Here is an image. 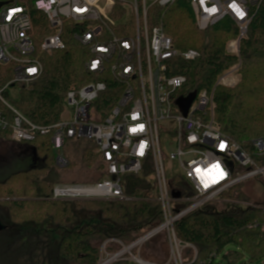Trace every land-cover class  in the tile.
Returning <instances> with one entry per match:
<instances>
[{"label":"built area","instance_id":"built-area-1","mask_svg":"<svg viewBox=\"0 0 264 264\" xmlns=\"http://www.w3.org/2000/svg\"><path fill=\"white\" fill-rule=\"evenodd\" d=\"M176 1L0 0V65L13 68L12 81L0 89V131H9L18 144L49 136L61 169L69 167L63 151L66 142L92 140L103 165L104 180L58 183L53 200L127 201L124 178L152 167L163 222L128 244L118 238L102 242L97 264H194L198 250L178 238L176 223L220 201L237 185L258 179L264 186V138L253 139L248 151L223 134L215 117V89L197 93L187 112L178 104L194 94L177 99L187 78L171 74L172 61L179 56L193 61L200 54L177 50L164 27L150 20L153 7H170ZM262 2L189 0L200 31L225 18L235 23L238 36L227 43V53L234 56H240L253 10ZM69 39L88 52L85 65L91 80L68 91L65 107L71 111L70 119L38 126L14 107L10 92L37 80L44 70L41 55L65 51ZM236 66L222 75L217 86L230 82ZM109 88L116 102L106 113L100 101ZM168 137L175 151L167 156L162 139ZM168 160L179 164L173 174ZM239 204L264 210V205ZM158 236L166 237L168 257L159 263L143 259L144 245ZM188 253L192 261L186 260ZM218 257L215 254L209 262Z\"/></svg>","mask_w":264,"mask_h":264},{"label":"trees","instance_id":"trees-1","mask_svg":"<svg viewBox=\"0 0 264 264\" xmlns=\"http://www.w3.org/2000/svg\"><path fill=\"white\" fill-rule=\"evenodd\" d=\"M253 16L248 37L241 42L240 56H234L227 53V43L238 36L230 18L202 32L189 0H177L173 6L153 7L150 11L151 24L162 25L177 50H196L200 54L193 61L180 56L172 61L171 74L187 78L182 90L197 94L215 89V117L220 130L248 151L253 139L264 138V2L253 10ZM88 59V52L75 39H69L65 51L51 57L41 55L43 73L21 87L19 100H12V104L33 124L53 126L67 112L68 91L80 89L91 80L85 65ZM239 61L241 80L237 86H217L222 75ZM12 79V65H0V89ZM110 88L100 101L106 113L116 102ZM83 140H70L64 145L69 162L66 169L56 165L49 136L20 144L35 153V164L25 166L14 156L7 158L8 167L14 170L0 178V220L6 226L0 233V264H97L100 249L95 243L118 238L128 244L163 222L149 165L140 174L124 178L127 201L53 200L54 187L63 183L59 182L61 173L75 166L71 153L74 147H81L84 165L93 171L84 183L105 179L96 145H83ZM0 141L12 143L10 132L0 131ZM221 198L227 202L223 208L209 204L177 222L178 238L197 248L194 264H215L209 262L215 254L228 264H261L264 210L239 204L252 203L243 184ZM192 258L188 253L186 260Z\"/></svg>","mask_w":264,"mask_h":264},{"label":"rangeland","instance_id":"rangeland-1","mask_svg":"<svg viewBox=\"0 0 264 264\" xmlns=\"http://www.w3.org/2000/svg\"><path fill=\"white\" fill-rule=\"evenodd\" d=\"M124 4L131 9L129 2H124ZM241 64L237 65L236 68L232 70V75L230 77V82L227 83V85H222L228 88H234L237 86V83L241 80V73H239V68ZM187 94V92L180 89V92L178 93L177 99H180L183 97V95ZM11 100L18 101L19 100V91L17 89H12L10 92ZM188 99V98H186ZM72 116L71 111L69 109L67 110L66 114L64 115V119H70ZM168 138L162 139V147L164 149L165 155H169L171 152L175 151V147H173L172 144L168 141ZM83 145H93L94 141L84 139L81 142ZM11 143H6L4 141H0V178L7 175L10 171L13 172L14 168L8 167V161L7 158L14 156L16 161L22 162L23 158L20 154L21 150L11 147ZM10 146V147H9ZM78 146V145H77ZM12 148V149H10ZM80 146L74 147L71 153L73 156V161L75 162V166L72 168V170L69 172L61 173L59 182L63 183H70L71 182H80L84 183L85 181L89 180V177L91 178L93 171L88 170L86 165H84V162L82 160V153L83 151H80ZM178 163L176 161L168 160L166 162V166L171 169L169 170V174H173L178 169ZM244 190L247 194L251 196V204H259L262 205L264 202V186L260 183L258 179H255L246 182L243 184ZM225 200L222 198L220 201L216 202V205L219 208H223V204H226ZM98 248H100L101 244H97ZM168 242L166 240L165 236H158L156 238L151 239L144 245V250L142 251L143 259H148L154 262H160L164 261L169 254ZM229 249H234V246H230ZM228 249V250H229ZM215 264H228L225 262L221 257L216 258Z\"/></svg>","mask_w":264,"mask_h":264},{"label":"flooded vegetation","instance_id":"flooded-vegetation-1","mask_svg":"<svg viewBox=\"0 0 264 264\" xmlns=\"http://www.w3.org/2000/svg\"><path fill=\"white\" fill-rule=\"evenodd\" d=\"M11 147H14V148H17V149L21 150L20 154H21L22 157H24L23 161L21 163H23L25 166H27V164L30 165V164H35L37 162V158L34 155L35 153L32 152L30 147L20 145V144H18L16 142H13ZM10 149H12V148H10Z\"/></svg>","mask_w":264,"mask_h":264},{"label":"water","instance_id":"water-1","mask_svg":"<svg viewBox=\"0 0 264 264\" xmlns=\"http://www.w3.org/2000/svg\"><path fill=\"white\" fill-rule=\"evenodd\" d=\"M195 96H196V93L189 100L182 101L180 99V101L178 102V104L183 107V109L185 110V112H187L188 109H189V107L192 105V102L194 101ZM5 227L6 226L3 225V223L0 221V233H1V231H3L5 229Z\"/></svg>","mask_w":264,"mask_h":264}]
</instances>
